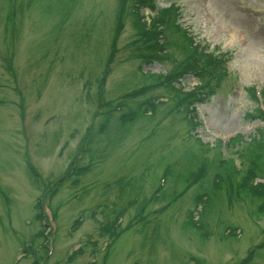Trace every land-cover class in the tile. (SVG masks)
<instances>
[{
  "label": "rangeland",
  "instance_id": "obj_1",
  "mask_svg": "<svg viewBox=\"0 0 264 264\" xmlns=\"http://www.w3.org/2000/svg\"><path fill=\"white\" fill-rule=\"evenodd\" d=\"M117 1L0 0V264H264V211L249 214L244 199L221 194L209 205L204 202L215 206L207 240L185 224L195 186L181 192L183 182L170 181L168 199L150 200L157 181L168 176L167 163L185 172L180 163L188 149L208 161L232 158L242 165L249 137L263 139L264 123L249 115L254 103L248 88L264 91V0H156L160 8L178 7L181 27L203 51L222 55L227 73L213 93L202 89L195 128L160 85L135 97L158 98L154 114L124 127L112 121L98 133L100 101L132 94L144 83L129 15L114 34ZM162 34L170 59L142 65L144 71L167 72L173 57L183 55L166 42L177 35L164 27ZM99 80L104 81L98 91ZM180 82L185 90L198 85L190 74L175 86ZM97 91L102 98L94 96ZM88 125L93 141L81 146ZM197 140L211 148L199 147ZM91 150L98 154L82 174L71 169L75 157L77 168L86 166ZM141 173L144 181L137 189ZM260 175L254 181L264 180V170ZM58 178L64 180L55 184ZM136 191V202L119 219L123 230L109 241L99 223ZM38 195H46L56 209L46 258L37 235ZM47 198L43 209L49 212ZM141 200L146 203L140 209ZM76 218L80 222L73 228ZM230 227L234 234L220 238Z\"/></svg>",
  "mask_w": 264,
  "mask_h": 264
},
{
  "label": "trees",
  "instance_id": "obj_2",
  "mask_svg": "<svg viewBox=\"0 0 264 264\" xmlns=\"http://www.w3.org/2000/svg\"><path fill=\"white\" fill-rule=\"evenodd\" d=\"M29 1L30 0H27V2ZM63 1L64 0H60L62 3ZM117 4L114 20L115 37L123 25L124 15H129L130 22L135 32L134 39L132 40L133 44H135V56L139 58V63L148 65L164 58L170 59V54L165 52L166 43H164V41L161 42L160 39L163 33V27L165 30H170L173 34L177 35L178 40L166 42H170L171 44H175L176 47H179L183 55L178 59L173 57L172 67L167 72L153 73L151 70H146L145 72L139 71L144 83L140 87L133 89L132 94H119L118 97L107 99L104 103L99 104L101 107L100 114L102 115V119L97 132H103V130L111 125L112 121L124 127L147 114H154L158 105L161 104L158 98L146 96L137 99L135 97L145 94V92L153 86L160 85L167 86V90L173 94L175 102H177L175 105L177 107L175 109L183 112L190 128H195L199 125L195 118V105L197 100L202 99L196 98L191 90H184L180 85L175 86V82H179L181 78L185 77L186 73L193 71V74H195L201 84V86L195 87L200 88L201 91L205 89L206 95H208V93H213L222 77L227 73L226 59H224L222 55H216L213 54V52H205L200 46L194 44L192 37L188 34L185 27H181L178 22L180 16L178 7L170 5L160 10L155 0H118ZM19 7H21V4H19ZM142 7L148 8L150 11L159 10V13H157L158 15L152 16L150 22H146L142 19L143 15L140 13ZM9 13L12 15L13 10L12 12L9 11ZM113 46L115 45H112V47ZM105 67L108 68L107 65H105ZM248 95L250 100L255 102L256 99L254 98L251 87L248 88ZM261 95L264 99L263 90ZM94 96H96V98L97 96L98 98L100 97L98 92L97 94L94 93ZM89 97L90 96L87 94V98ZM128 100H132V102L129 104ZM115 108H117L118 111H115ZM115 113H117V116H114ZM249 115L258 118L264 123V113L257 106L252 108ZM89 128L90 126L87 128L86 132L89 131ZM89 137L91 138H89V141H93L94 135H90ZM239 137L240 135H237L230 141H237ZM259 137H263V139L254 140L253 136L249 137L250 139L246 143V148L241 152L242 160H240V163L242 162V165H236L232 158L219 157L214 162L208 161L206 157L188 149L186 151L188 152L187 157L180 163V165L184 167L185 172L180 173L177 170H173L174 163H167L165 166L169 171L168 176L172 173V179L168 180V176L164 177L163 185L155 189L152 195L153 197H151L150 200L168 199L172 195V191L167 193L165 191V185L166 183H170V181H172L173 184L178 180L183 182L181 192L191 184L192 187L195 186L192 195L194 203L193 209H187L188 219L185 224L191 225L200 231L202 240H207L211 233L210 220L212 213L214 214L215 206L213 207L210 205L205 207L204 204V202H207L209 205L211 197H221V194H225L228 195V198L234 197L236 199H244L249 203V214L258 217L264 211V180H254L256 177H260V172L264 170V126L259 132ZM197 145L199 147L211 148L208 144L201 143L199 140H197ZM90 152L89 163L84 167L80 166V168H76L77 173L82 174L98 154V152L94 150ZM211 168L213 169L212 171H210ZM138 181L139 185H137V189H141L142 182L144 181V173L137 176L136 184ZM168 185L169 184H167V186ZM3 194L4 193H2V195ZM133 194L134 197L126 200L123 204L118 203L109 209L108 214L105 216V220L99 223L101 235L105 234L109 240H112L123 230L122 228L118 229L119 219L123 216L124 212L136 202L135 198L138 192L136 191ZM145 203V201L141 200L138 208H143ZM35 207L37 209L35 217L40 221V229L37 232V235L42 238L40 248L45 250L46 227L45 224L42 223L44 215L40 213L38 202L35 203ZM52 210L55 213V208H52ZM203 211L206 213L204 216L200 217L199 214ZM194 212L196 215H194ZM79 222L80 219L77 218L72 227L75 228ZM233 231L234 228L230 227L228 228V232L225 233L222 231L219 237L226 238V236L234 234ZM248 256L250 257V255ZM244 261H248L247 256L244 257ZM31 264L37 263L36 261H32Z\"/></svg>",
  "mask_w": 264,
  "mask_h": 264
}]
</instances>
